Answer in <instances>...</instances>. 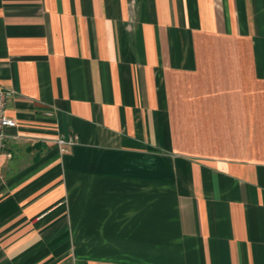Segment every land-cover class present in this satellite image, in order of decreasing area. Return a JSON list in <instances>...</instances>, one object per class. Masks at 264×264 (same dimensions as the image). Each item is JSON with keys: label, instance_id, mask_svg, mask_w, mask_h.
I'll return each mask as SVG.
<instances>
[{"label": "crops", "instance_id": "crops-1", "mask_svg": "<svg viewBox=\"0 0 264 264\" xmlns=\"http://www.w3.org/2000/svg\"><path fill=\"white\" fill-rule=\"evenodd\" d=\"M0 86V264H264V0H0Z\"/></svg>", "mask_w": 264, "mask_h": 264}, {"label": "built area", "instance_id": "built-area-1", "mask_svg": "<svg viewBox=\"0 0 264 264\" xmlns=\"http://www.w3.org/2000/svg\"><path fill=\"white\" fill-rule=\"evenodd\" d=\"M14 98V92L7 88L0 86V158L9 157L7 153V131L16 128V122L8 114L10 103ZM77 138L71 137L65 139L59 137L53 141L60 153H65L69 148L76 145Z\"/></svg>", "mask_w": 264, "mask_h": 264}]
</instances>
